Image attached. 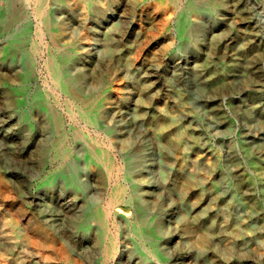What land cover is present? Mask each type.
I'll use <instances>...</instances> for the list:
<instances>
[{"label":"rangeland","instance_id":"rangeland-1","mask_svg":"<svg viewBox=\"0 0 264 264\" xmlns=\"http://www.w3.org/2000/svg\"><path fill=\"white\" fill-rule=\"evenodd\" d=\"M217 1L219 7L210 10L189 8L187 0H169L170 22L164 27L157 0H134L116 13L84 16L79 15L78 0H64L63 6L48 0L56 20L51 31L37 13L36 0H0V14H14L0 17V264H264V0ZM149 6L158 14L153 20L141 16ZM181 12L192 25L185 33L178 27ZM54 31L77 52L74 64H102L97 71L119 102L105 114L104 128L71 118L67 96L51 82L46 60L56 45ZM109 38L116 55L132 62L130 71L117 59L108 63ZM26 65L33 72L27 92L43 95L66 133L79 135L71 146L83 186L80 196L104 204L115 181H106L103 168L88 158L90 137L97 133L94 137L104 143L124 141L123 151L116 143L111 153L117 165L137 171L146 183V201L157 219L154 236L137 237L131 227L111 217L106 231H119L120 248L105 260L94 247L95 226L87 231L72 228L74 196L66 187L68 176L56 175L52 186L45 185L57 166L41 138L42 126L29 128L23 109L7 99L16 89L14 77ZM92 80L87 77L88 84ZM141 86L145 90L138 104ZM161 106L175 112L188 131L182 154L157 135ZM199 155L210 165L197 166ZM180 159L217 185L203 206H213L211 216L229 218L247 252L213 253L200 244L196 221L206 222L197 214V201L204 198L206 187L184 190L177 174ZM244 180L248 183L242 185ZM118 208L134 220L130 204L122 202ZM6 219L22 223L31 239L47 241L40 257L11 237Z\"/></svg>","mask_w":264,"mask_h":264},{"label":"bare ground","instance_id":"bare-ground-1","mask_svg":"<svg viewBox=\"0 0 264 264\" xmlns=\"http://www.w3.org/2000/svg\"><path fill=\"white\" fill-rule=\"evenodd\" d=\"M47 1L36 0L37 13L41 16L47 28L53 31L56 20L54 12L49 7ZM53 1L59 3L61 6L64 5V0ZM131 1L134 0H78V12L81 16H84L87 12H98L102 15H105L108 11L116 13L121 11ZM187 3L189 8L193 9L207 8L211 10L219 7L217 0H187ZM168 4L169 0H157L155 5L157 9L162 8L161 12L158 13L164 27H168L170 22ZM153 9L149 6L141 12V16H146L150 20L157 18L158 14ZM7 13L9 12L5 11L4 14L1 13L0 17L14 16V14ZM178 27L181 28L183 33L187 30L190 31L192 28V25L187 22L184 12H181L179 15ZM42 32H40V35ZM53 33L55 34L56 45L46 60L47 73L51 78V82L67 96L71 118L84 122L94 129L104 128L105 114L112 110L119 102L115 100L112 90L106 87L103 75L97 71L98 66L102 64H98L100 63L99 60H93L91 63L81 60L77 64H74L73 62H76L78 58L77 52L69 47L67 42L61 43L59 33L55 31ZM11 42L16 43L20 41L13 39ZM15 49L19 50L22 47L17 46ZM31 49L34 51L36 45L32 46ZM116 52L117 47L114 40L111 38L107 39L105 53L108 57V63L113 59H117L121 65L130 71L133 67L132 62L127 58L124 59L116 55ZM150 65L152 66L153 63ZM32 73L31 66L26 65L16 74L13 79L16 89L10 92L7 99L16 107L23 109L24 118L29 123V128H35L36 124L42 126L43 132L41 133V138L52 150V152L50 151L52 153L51 159L57 166L56 171L48 173L44 180L45 185L52 186L56 175L64 174L68 176L66 187L73 192L74 196L70 212L72 228L74 230L87 231L95 226L94 247L105 260L114 258L120 248L119 231L115 230L112 232L114 229L111 231L112 233L106 231V224L111 217L131 227L132 232L137 237L143 239L154 236L157 219L151 217L150 206L146 201L147 193L143 189L146 183L137 171H126L122 164L117 165L115 156L113 157L114 154L111 153V149L116 143H119L120 151H123L126 147L124 141L118 142V140L111 139L109 142L104 143L99 141L97 137H94L97 134L94 132L96 134L89 139L90 149L87 156L97 166L103 168L106 181L111 177L115 178V181L104 204H99L95 198H83L80 196L83 186L77 179L75 152L73 146H71V141L76 142L79 139V135L77 133L71 135L66 133L55 109L43 95L36 90L32 93L27 92L26 86L32 77ZM88 76H91L93 79L91 84L87 83ZM143 90L145 88L141 86L139 97L136 99L138 104L142 101ZM158 111L159 114L155 121L159 129L157 135L164 138L167 145L176 149L179 154L184 153L186 151L185 144L190 140L188 131L177 122V114L175 112L170 111L166 106H161ZM86 125L84 126L85 128ZM195 161L197 166L210 165L209 159L202 155L197 156ZM177 174L179 183L185 191L196 187L197 184H202L206 187L204 198L200 197V200L197 201V207L199 208L197 214L206 222L203 224L198 220L196 221L197 231L195 236L198 238L200 244L203 247L211 248L213 253L247 252L248 248L244 238L235 230L229 218L225 214L211 216L208 212L210 209H213V206L209 209L203 206L205 204L204 201H208V199H211L216 194L217 185L213 182L205 181L197 168L189 169L188 164L182 159L178 162ZM246 183L248 182L242 181V185ZM136 187L141 188V190L136 189ZM122 202H127L133 207V221V215L131 216L130 213L128 214L123 209L118 208V205ZM4 225L6 226V230L11 234V237H18L22 241L24 251L32 252L34 255L40 257L41 249L45 246L46 240L31 239L25 231V227L19 221L6 219ZM158 251L157 247H155L152 250L153 255L156 256Z\"/></svg>","mask_w":264,"mask_h":264}]
</instances>
